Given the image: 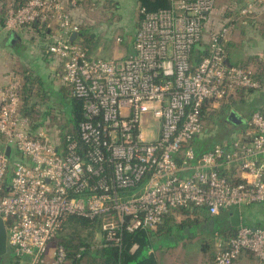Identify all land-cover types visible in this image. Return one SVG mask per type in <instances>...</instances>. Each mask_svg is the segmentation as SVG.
<instances>
[{"label": "built area", "instance_id": "built-area-1", "mask_svg": "<svg viewBox=\"0 0 264 264\" xmlns=\"http://www.w3.org/2000/svg\"><path fill=\"white\" fill-rule=\"evenodd\" d=\"M217 2L169 0L154 13L139 7L133 51L112 59L70 40L80 23L66 5L76 0H27L9 10L8 31L37 26L50 35L48 53L83 116L64 133L47 129L49 119L34 129L22 114V78L13 75L0 91V218L22 264H70L56 239L74 217L100 231V247L120 248L124 233L156 230L176 209L218 216L264 204V112L230 144L197 153L193 143L207 130L209 103L218 107L237 89L264 94L250 69L226 64L232 25L257 22L264 0H246L216 28ZM203 47L208 53L193 65ZM245 252L264 264V228L242 225L218 241L213 264H235Z\"/></svg>", "mask_w": 264, "mask_h": 264}, {"label": "trees", "instance_id": "trees-1", "mask_svg": "<svg viewBox=\"0 0 264 264\" xmlns=\"http://www.w3.org/2000/svg\"><path fill=\"white\" fill-rule=\"evenodd\" d=\"M27 0H17L16 7L23 5ZM111 2V0L109 1ZM78 3V2H77ZM139 7L145 8L147 12L154 13L160 10H165L170 8L169 0H138ZM244 3L241 7L244 6ZM241 7H228L224 17L234 16ZM232 9V10H229ZM139 18L142 19V15L139 10ZM214 18V17H213ZM222 23V19L217 22L214 18V27H218ZM37 30V26H33ZM236 28V23L232 25V30ZM90 26L80 23V44L86 48L90 56H95V52L100 48V39L98 40L95 35L89 34ZM232 33V32H231ZM226 42V52L227 60L230 62L229 51L227 50V45L229 42L230 35ZM46 35L45 33H42ZM136 33L134 34L135 37ZM133 37V40H134ZM122 41V40H121ZM133 48V41H132ZM206 48V47H205ZM204 47L198 48L194 51L192 57L193 65L197 64L200 59L206 55L208 52ZM257 64L258 69L253 72V76L264 84V65L254 61ZM230 66L242 67L249 69L246 65L231 64ZM52 85V84H51ZM46 83L39 77L29 75L25 78L23 86L21 88V96L23 100L22 114L30 119L33 123L34 129H40L44 126V122L50 119V110L43 108L44 102L49 97L55 94L54 91L47 89ZM57 94L61 95L62 101L68 103V118L66 119L67 125L59 126V130L64 133L68 130L69 125H77L82 121V105L78 101L71 97L70 90L66 86H62ZM48 90V91H47ZM54 92V93H53ZM51 93V94H50ZM50 95V96H48ZM264 105V94L254 91L237 89L235 93L230 96L227 100L222 101L218 107H213L210 103L204 107V121L206 120V112L209 115L217 116L215 119L218 124L227 131L229 134L222 140L218 141L216 137L212 140H208L206 137L209 131L205 132L202 136L195 138L194 144L197 153H203L211 150L216 145L223 143L232 142L236 134H244L248 125L247 122L254 112L261 111ZM239 112L244 117V123L242 125H234L227 120L229 114L232 112ZM207 113V114H208ZM9 179H7L8 182ZM176 215H183L186 219L182 222L176 221ZM244 226H249L248 222L243 224ZM68 228L84 229L88 231H93V224L82 218L74 217L71 218ZM255 228H264L263 224H259ZM203 229L208 230L210 233H215L218 241H227L234 237L238 233L239 228H233L230 225H225L223 222L218 220V218L210 216L205 208L201 209H176L166 215L156 230L150 231H138L133 234L124 233L123 235V246L117 247H100L96 250H91V243L86 242L79 235H60L57 237L56 241L61 244L69 258L71 259L70 264H159L157 258L154 254V250L158 247V241L162 244L167 243L169 245L173 244L172 238H186L189 237L191 233L201 232ZM81 248H85L81 251ZM217 254V253H216ZM215 255H211L210 259L205 263L213 264L215 260ZM80 256V257H78ZM0 264H22L18 256L15 255L13 251L0 258Z\"/></svg>", "mask_w": 264, "mask_h": 264}, {"label": "rangeland", "instance_id": "rangeland-1", "mask_svg": "<svg viewBox=\"0 0 264 264\" xmlns=\"http://www.w3.org/2000/svg\"><path fill=\"white\" fill-rule=\"evenodd\" d=\"M99 0L100 6L98 10L90 12V18L87 19V26H90L89 34L95 35L100 39V48L95 52V56L104 59H112L129 51L133 41L134 34L137 32L140 18H139V3L138 0ZM245 0H218L216 10L213 17L218 21L224 19L225 12L228 7H241ZM88 4V2H86ZM94 8V6L92 7ZM97 8V7H96ZM104 12L101 17L100 11ZM222 16V17H221ZM260 18V17H259ZM86 21V20H85ZM240 28V27H239ZM234 32V30H232ZM238 34V33H236ZM122 41L119 43L117 39ZM46 79V77H45ZM44 79V80H45ZM47 89H49L48 81L45 80ZM55 85L50 84V91L55 94L50 96L44 102L43 108L50 110V119L47 129L58 128L59 126L67 125L68 108L66 102L62 101L61 95L57 94L63 86L61 82L56 80ZM48 91V90H47ZM53 92V93H54ZM51 94V93H50ZM206 112L205 127L209 133L208 140L216 137L218 141L228 136V132L215 121L217 116L209 115ZM254 215H259L256 210H251ZM257 213V214H256ZM260 217V215H259ZM176 221L182 222L186 219L183 215H176ZM264 224V213L260 218ZM79 235L86 241L91 243V250L100 248L101 235L100 231L95 228L93 231L84 230L82 228H67L61 235ZM218 240L215 233H210L203 229L201 232L191 233L189 237L178 238L173 237V244H162L158 241V247L154 250V254L159 264H204L210 259L211 255H215L218 251ZM85 264V263H84Z\"/></svg>", "mask_w": 264, "mask_h": 264}, {"label": "crops", "instance_id": "crops-1", "mask_svg": "<svg viewBox=\"0 0 264 264\" xmlns=\"http://www.w3.org/2000/svg\"><path fill=\"white\" fill-rule=\"evenodd\" d=\"M76 1L78 2L77 5H72L71 3L66 5L67 11L75 21L87 24L86 18H90L89 10L90 12L98 10V6H100L99 0ZM16 2L17 0H0V91L9 84L13 75L21 77L23 83L26 77L33 75L42 80L46 77L45 80L48 81V85H55L54 82L56 80L62 84V65L48 53L50 35L41 34L31 28H24L16 32L8 31L5 28V18L9 10L16 7ZM93 6L94 8H92ZM99 13L101 17L104 15L103 10ZM259 17L254 24L242 25L238 23L236 28L233 29L234 32L231 31L227 45L230 55V62L227 60L229 65H246L252 72H256L258 69L254 61L261 62L264 65V11ZM132 51L131 43L129 51L118 57L126 56ZM45 83L47 82L45 81ZM261 108L264 109V105ZM237 113L243 117L241 113ZM1 149L2 143L0 142ZM251 210H256L260 217L259 215H254ZM232 212L225 211L213 217L218 218V220L228 226L230 225ZM263 213L264 204L241 208L242 222L243 224L248 222L250 227H256L262 224L260 218ZM235 264L263 263L251 253L245 252Z\"/></svg>", "mask_w": 264, "mask_h": 264}, {"label": "water", "instance_id": "water-1", "mask_svg": "<svg viewBox=\"0 0 264 264\" xmlns=\"http://www.w3.org/2000/svg\"><path fill=\"white\" fill-rule=\"evenodd\" d=\"M80 36L79 33H73L70 37V40L74 42L78 37ZM228 66H230L228 63H226ZM227 120L234 125H242L245 121L244 118L238 114L235 111H232ZM7 157H10L11 155V148L8 147L5 152ZM242 216H241V209L240 208H234L233 212L231 213L230 217V225L233 228H239L242 226ZM10 252V248L7 244V229L5 222L2 218H0V258L7 255Z\"/></svg>", "mask_w": 264, "mask_h": 264}]
</instances>
